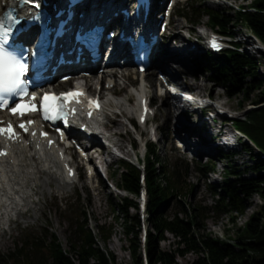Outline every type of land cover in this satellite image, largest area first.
<instances>
[{
  "label": "trees",
  "instance_id": "16d2710c",
  "mask_svg": "<svg viewBox=\"0 0 264 264\" xmlns=\"http://www.w3.org/2000/svg\"><path fill=\"white\" fill-rule=\"evenodd\" d=\"M204 1L194 0L183 5L177 15L194 27L200 24L202 17H207L209 27L228 36H233L231 30L235 24H241L264 44V0H254L248 7H239L233 16L210 8L203 4ZM236 45L240 46L238 43ZM258 62V59L242 49L229 50L221 56L210 53L205 57V71L211 74L210 80L224 88L228 95L242 92L245 101L250 100L253 90L263 89L259 98L251 101L260 105L264 102V80L258 78ZM236 124L264 150V107L250 110ZM189 169L187 161L179 160L174 163L173 169L168 170L154 144L149 145L145 186L149 195L147 252L150 264H180L178 258H184L190 253L197 257L187 264H264V214H253L243 228L246 236H239V240L232 244L203 232L202 220L208 213L203 206L187 207L179 202L172 216L162 211L171 197L177 199L192 193L193 186L185 187L184 184ZM195 169L207 174L215 169V162L196 163ZM250 170L256 177H244L235 167L228 166L223 186L214 192L217 199L212 209L217 214L237 211L240 201L253 195L264 197V160L253 156ZM116 175L120 177L119 187L128 192L117 204L116 220H122L124 236L128 242L126 251L132 258V264H144L140 239L142 218L136 200L142 190L141 171L122 161V169ZM133 210L137 213L133 214ZM84 215L87 216L86 213ZM82 218L78 216L77 220L81 222L72 226L69 252L64 251L57 236H53L49 242H46L47 237L42 241L40 238H32L26 240L16 253L14 264H118L106 247L113 234L112 228L99 226L96 233L89 227L87 219ZM167 233L176 239L177 247L173 251L162 250L158 245L159 241L167 239ZM3 261L6 262L4 256L0 258V264Z\"/></svg>",
  "mask_w": 264,
  "mask_h": 264
},
{
  "label": "rangeland",
  "instance_id": "374dc122",
  "mask_svg": "<svg viewBox=\"0 0 264 264\" xmlns=\"http://www.w3.org/2000/svg\"><path fill=\"white\" fill-rule=\"evenodd\" d=\"M3 1L4 0H1V2ZM253 1L254 0H205L203 4L212 9L220 10L227 15L233 16L235 15V10H238L241 6L248 7ZM180 5L181 3L176 5L175 11ZM209 28L211 27L208 25L207 17H202L200 19V24L197 27H194L189 21L174 16L172 18L171 29L168 33L169 39L166 42L169 45L175 46V48H180L181 44H177L179 36L189 39L191 36L189 35V31H193L194 35H192V41L195 43V41H197L196 38L200 34L209 30ZM231 31L233 36H235L236 41L250 42L253 45L252 47L251 45H246L242 50L245 52L247 51L249 55L259 60L258 78L264 80V51H261L262 53H260V51L255 49L260 48L264 50L262 44L251 31L244 28L241 24H235ZM173 37L177 39V41H174ZM171 39L173 41H171ZM247 49L250 50L248 51ZM183 59L185 61L187 60L185 62V68H182L183 77H185L183 79L184 82L187 81L193 83V80H196V84L201 86L198 88L191 85L193 90L196 89L194 92H198L200 95L211 96L219 103L221 102L224 104L227 109L233 110L235 115L239 116H246L247 113L255 107L253 105L256 104L251 101L257 100L263 89H258L256 91L253 90L249 101L244 100L242 92L228 95L224 88L210 80L211 74L205 71L206 63L203 57H190L188 54H184ZM123 70L126 73L131 71L126 68ZM139 80L140 79L137 78V81ZM174 80L179 84L184 83L176 78ZM96 81L97 79L93 80V82ZM118 81L121 84H125L126 82L124 79H119ZM131 81H134L133 77H131ZM89 83L92 84V81ZM149 85H154V82L150 78L148 79V86ZM67 86L68 83L63 85L64 88ZM118 86H120V84ZM130 88L131 87L127 89V93L122 95L118 101H125L127 96H129L128 93H133V89ZM92 90H96V85L92 86ZM106 96L110 98L108 93ZM132 106L134 107L135 105L132 104ZM154 109L157 115L156 123L150 125L149 128L145 130L147 133H153L155 126L159 127L160 131L158 133V138H160L161 141L158 145L157 153L160 155L161 160L168 170L173 169L174 163L183 159L191 162V165H194L195 162L206 163L209 159L215 160L216 163L215 173H209L206 177L200 175L194 168H190L189 175L185 179L184 184L185 187L187 185L188 187L190 185L193 186L192 193L187 197L181 196L177 199L171 197L162 207V211L167 216H172L175 211H177V204H179V202H183L187 207L196 205L203 206L208 210L207 216L202 220L203 232L214 238H220L223 241L234 244L239 240V236H246V232H243V228L251 216L255 213L264 214V197L257 194L253 195L240 201L241 205L237 211L220 212L217 214L212 209L217 199L214 195V190H220L223 186L228 166L235 167L236 171L242 173L244 177H256V174L250 170V167L253 165V156L257 157L259 152L252 145H250V151H246L244 147H238L237 150L240 156L221 162L219 161L221 157L219 156L220 152L209 155L207 158L206 156H195L190 151H180L175 148L172 139L174 135H176L173 132L174 124L178 121L181 113L177 112V114L173 116V119L171 118V121L169 122L168 120L167 122L165 117L166 108L163 107V100L159 97L155 99ZM197 117H195V120L193 119L194 121H190L191 126L194 125V123L203 122L200 115H197ZM127 129L132 131L135 138L139 139V136L136 134L133 127L128 126ZM122 131L125 132V129ZM202 132L205 134L204 131ZM125 140L127 139L125 138ZM190 140V142H192L191 145H194L196 139L191 137ZM113 152L116 153L117 156L129 155L122 153L116 148L113 149ZM135 153L136 152L133 151L131 152L130 158L132 161H135ZM120 165L121 164L118 161L112 166L114 172L112 178L98 177V179L94 181V185L97 186L100 183L96 181L103 180V185L107 187V189L106 187L104 188L106 190L100 198L101 201L95 198L91 185L84 176L83 168L80 166H78L80 178L77 180L75 186L59 187L53 182L52 188L44 189L43 194H41L42 189H39L37 195L33 197L34 200L38 201L36 210L29 209L25 213L19 214V216L17 215L15 220L8 223V225L3 226V234H0V258L4 256L6 262L3 261L2 264H14L16 261V253L20 250L26 240L32 238H40L42 241L47 237L46 242H49L52 240L53 236H57L64 251L69 252L71 248L70 236L73 234L72 226L75 225L76 222H81L80 219L77 220V217L80 215L83 216L84 220L87 219L89 227L96 233H98L97 229L99 226H104L106 229L112 228L113 234L108 240L106 246L108 251L115 256L118 264H132V258L126 251L128 248V242L124 236L121 224L122 220H116L117 213L115 212L118 210L117 204L120 203L121 198L126 196L124 192L117 188L120 184V177L116 174L119 169H122ZM102 170L103 172H106L107 169H105V166H102ZM40 208L42 210L37 212V209ZM85 213L88 215V218L87 216L85 217ZM132 213L136 214L137 212L133 210ZM142 236L143 232H141L140 239H142ZM166 236L167 239L159 241L158 245L162 250L173 251L177 247L176 239L168 233ZM101 245L105 247L102 243ZM196 257L197 255L190 253L184 258H178V261L180 264H187L196 259Z\"/></svg>",
  "mask_w": 264,
  "mask_h": 264
},
{
  "label": "bare ground",
  "instance_id": "6f19581e",
  "mask_svg": "<svg viewBox=\"0 0 264 264\" xmlns=\"http://www.w3.org/2000/svg\"><path fill=\"white\" fill-rule=\"evenodd\" d=\"M171 26L172 23H170V29ZM177 44H181L180 48H175V46L169 45L168 49H174V53L164 55L159 59L157 64L166 75L184 82L183 79L185 77H183L182 68H185L186 61L183 59V55L188 54L190 57L200 56L201 47L197 46L196 49H194L193 44L181 36H179ZM117 54L121 53L118 52ZM110 64L113 67H104L102 73H97L92 76L91 80L97 79L92 85H96L97 87L99 85V77L101 76L103 80L102 85L103 83L110 84L115 82L116 86L120 84V87L126 91L133 83V81H131V74L126 73L123 68L114 67L115 65L118 66L116 60L112 61ZM119 79H124L126 81L125 84H121L118 81ZM184 83L190 86L192 85L193 87H201L199 84H196V80H193V83L187 81ZM57 85H60V83ZM106 91L109 93L115 92V90L108 89ZM103 97L105 102V112L107 114H109L112 109H120V115H117V120L113 125L106 127V130L112 137L114 146L122 153L126 155L129 154L128 156H130L132 151L129 147L132 145L133 148L136 149L135 141L130 134H127L126 136L123 135L124 133L122 130L129 126L127 121L135 126V108L129 106L126 101L113 102L110 101L105 94ZM178 99L174 98L171 93H168V97L163 100V107L166 108L165 117L167 122L168 120L170 122L171 118L173 119V116L181 111L179 106L180 99ZM182 119L183 120L180 121L179 118L174 124L173 132L183 139L184 144L191 147L190 139L193 137L194 139L197 138V143L198 140L205 143V145L199 148V154H201V149H212L209 142H214L216 139L212 132L204 130L205 134H203L202 129L193 128L189 125L185 126L186 124L184 125V123L189 120L186 115H184ZM135 130L139 137L144 136L143 131L139 130L136 126ZM227 133H229V130ZM125 138L127 140H125ZM29 141V139H26L23 143L14 145L11 148L9 157L0 160V234H3V226L8 225L10 220L16 215L25 213L29 209L36 210L38 201L34 200L33 197L37 195L39 189H42L41 194H43L44 189L52 188L53 182L59 187L64 186V175L60 170V164L62 162L58 159V155L52 150L46 151L40 148L37 149V145L33 143L28 145ZM109 152H113V150L109 148ZM92 183L91 188L93 194L95 198L100 200L107 187L103 185V182H100L98 186ZM105 187L106 189H104ZM39 210L42 209H37V212Z\"/></svg>",
  "mask_w": 264,
  "mask_h": 264
},
{
  "label": "snow or ice",
  "instance_id": "6c2138e0",
  "mask_svg": "<svg viewBox=\"0 0 264 264\" xmlns=\"http://www.w3.org/2000/svg\"><path fill=\"white\" fill-rule=\"evenodd\" d=\"M36 19H39L37 17ZM13 22H18L13 20ZM4 28V22L0 20V29ZM10 31V29L8 30ZM8 31L4 33V38L0 39V107H7L10 103L13 102V98H18L20 103H16L14 107L11 108V112L13 115H19L23 117L24 115H30L36 113L39 109L35 105V103L28 104L25 103V98L30 96L31 100L34 102L36 97L34 94L29 93L28 84L29 81L26 79L29 72L28 64L22 59L18 58L12 52H10L6 45ZM215 46V45H214ZM83 95V93H64L59 97L55 94L46 93L43 96L42 103V114L44 119L47 120H58L63 118V109L65 107V102H72L75 100L79 103L78 97ZM51 102V106L49 105ZM90 107L95 105V107H99L98 102L90 101ZM51 113V114H50ZM34 121H28V124H33ZM20 127L25 131H28V128L25 124H20ZM8 135L9 138L15 136V131L11 125L8 128H0V135ZM35 133H33L34 135ZM45 137L47 134H44ZM2 154V153H0Z\"/></svg>",
  "mask_w": 264,
  "mask_h": 264
}]
</instances>
